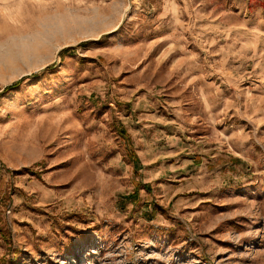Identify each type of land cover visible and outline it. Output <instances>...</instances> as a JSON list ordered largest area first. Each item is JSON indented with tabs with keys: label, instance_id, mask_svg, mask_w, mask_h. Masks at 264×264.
I'll use <instances>...</instances> for the list:
<instances>
[{
	"label": "rangeland",
	"instance_id": "obj_1",
	"mask_svg": "<svg viewBox=\"0 0 264 264\" xmlns=\"http://www.w3.org/2000/svg\"><path fill=\"white\" fill-rule=\"evenodd\" d=\"M0 264H264V0H0Z\"/></svg>",
	"mask_w": 264,
	"mask_h": 264
}]
</instances>
